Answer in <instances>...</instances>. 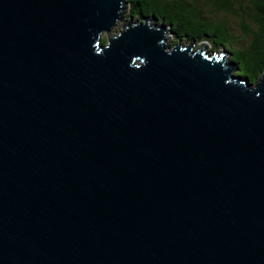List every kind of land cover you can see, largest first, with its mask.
<instances>
[{
  "label": "water",
  "instance_id": "95a60500",
  "mask_svg": "<svg viewBox=\"0 0 264 264\" xmlns=\"http://www.w3.org/2000/svg\"><path fill=\"white\" fill-rule=\"evenodd\" d=\"M124 0H0V264H264V71Z\"/></svg>",
  "mask_w": 264,
  "mask_h": 264
},
{
  "label": "trees",
  "instance_id": "16d2710c",
  "mask_svg": "<svg viewBox=\"0 0 264 264\" xmlns=\"http://www.w3.org/2000/svg\"><path fill=\"white\" fill-rule=\"evenodd\" d=\"M216 9L230 10L231 0H208ZM253 11L249 14L253 28H244L249 35L248 43L242 47L233 46V38L228 27L213 22L201 14L197 0H124L120 20L138 22L145 18L154 20L166 30V43L205 42L207 53L223 50L229 54L233 74L246 77L254 82L264 71V0H252ZM252 10V9H251ZM107 35L101 36L105 42Z\"/></svg>",
  "mask_w": 264,
  "mask_h": 264
},
{
  "label": "rangeland",
  "instance_id": "374dc122",
  "mask_svg": "<svg viewBox=\"0 0 264 264\" xmlns=\"http://www.w3.org/2000/svg\"><path fill=\"white\" fill-rule=\"evenodd\" d=\"M251 3L252 0H231V9L221 10L214 8L208 0H197V6L204 17L211 19L213 22L223 23L228 27L229 33L233 38V46L235 47L246 45L250 39L249 35L244 34L243 31L244 28H253L254 25L249 16L253 11V5ZM122 11L124 14L125 9ZM122 24L123 21L119 20L109 32L103 33V35L116 34L121 29ZM201 43H193L192 49H196ZM205 46V50H208V45L206 44ZM219 51L226 54L225 61L228 62L229 54L221 49Z\"/></svg>",
  "mask_w": 264,
  "mask_h": 264
}]
</instances>
